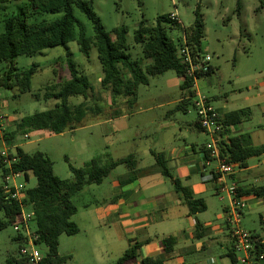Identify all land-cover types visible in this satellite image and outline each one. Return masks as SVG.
Wrapping results in <instances>:
<instances>
[{
  "label": "rangeland",
  "instance_id": "374dc122",
  "mask_svg": "<svg viewBox=\"0 0 264 264\" xmlns=\"http://www.w3.org/2000/svg\"><path fill=\"white\" fill-rule=\"evenodd\" d=\"M86 1L91 2L95 14L108 32L116 27L128 28L127 44L133 59H143V48L134 41V33L140 22L145 21L147 25L154 26L159 16L176 13L181 26L188 27L193 23L198 9L204 20L201 48L204 54L211 56V64L215 66L213 74L198 80V91L212 99L216 106L224 105L226 97L242 99L249 95L248 88L253 83L252 74H260L264 70V0H240V14L239 0ZM25 3L26 0H0V32L4 30L6 18L16 14ZM74 12L83 24L86 35L93 37L92 22L79 8L75 7ZM60 16L61 14L42 17L55 20ZM167 34L177 42L182 37V29H169ZM69 56L75 67L88 76L93 87L87 97L73 96L69 104L75 106L86 103L93 107L98 106L101 113L96 115L90 112L75 130H67L62 134L32 131L29 138H24L23 133L16 135L26 152L32 154L42 151L47 154L54 163V172L58 177L69 180L73 178L70 164L83 167L93 158H99L105 165L129 155H135L140 162L138 169L141 171L137 173L139 176L143 171H151V166L155 164L151 150L156 153H170L175 147L184 149L185 142L196 141L201 145L207 140L203 132L188 127V124H194L197 119L193 102L198 96L192 98L187 111L176 108L181 98L188 94V90H182L176 71L149 76V84L139 85L135 102L130 103L132 97L114 96L111 90L102 87L104 73L96 47L93 46L90 56L86 57L80 52L76 41L46 49L33 56H18L15 66L19 72L36 65L31 90L20 93L17 88L12 90L0 86L2 112L26 116L55 107L58 102L56 99L45 100L43 96L49 85H56L54 90H58L59 84L71 78ZM146 63L143 61L144 66ZM8 68L7 63L0 62V78ZM123 75L126 79L130 78L126 69L123 70ZM240 92L243 94L239 95ZM14 94H17L16 98H13ZM235 104L243 103L237 101ZM170 110L173 113L169 115ZM111 119L113 121L109 122ZM1 151L3 149L0 143ZM129 174L126 165H119L104 185H92L98 191L100 203L94 207L101 206L104 196L102 192L108 187V181L115 176L123 179ZM29 177V181L19 178L17 182L26 189L34 188L37 179L32 173H29ZM83 199L97 200L95 195L92 197L87 193L74 198L79 209L72 220L78 223L81 232L75 235L63 234L60 237V254L73 256L67 264H98L88 243L91 221L85 217L87 209L82 206ZM243 220L244 218L242 223ZM30 224L34 231L35 222ZM23 234L26 233L23 231ZM16 235L13 226L0 232V264H6L10 256H20V245L13 241ZM37 249L42 255L48 252L44 243L38 244ZM111 249L113 253L101 254L106 264L115 262L123 254V251L115 250V245Z\"/></svg>",
  "mask_w": 264,
  "mask_h": 264
},
{
  "label": "trees",
  "instance_id": "16d2710c",
  "mask_svg": "<svg viewBox=\"0 0 264 264\" xmlns=\"http://www.w3.org/2000/svg\"><path fill=\"white\" fill-rule=\"evenodd\" d=\"M77 7L92 22L94 36L88 37L83 24L75 15ZM241 3L238 1V13L240 14ZM61 16L55 20H49L46 15ZM169 29H182L178 20H171L169 15L159 16L154 26H149L145 21L140 22L134 33V41L143 48V59H133L127 44L128 28L116 27L108 32L100 18L95 14L92 4L86 0H26L19 11L6 18L4 30L0 32V62H5L9 68L0 78V86L8 89H19L20 93L31 90L36 65L28 70L19 72L15 66L18 56H33L46 49L66 45L76 41L80 52L86 57L90 56L92 47H96L98 58L102 65L104 77L101 85L104 89L111 90L114 96L132 97L130 103L135 102L136 90L139 85L149 84V76L165 74L170 70L176 71L182 80V90H188L185 98L177 105V110L187 111L192 98L196 95L195 81L186 77V68L177 58V48L180 38L175 42L168 36ZM188 43L195 52H202L201 43L204 35V20L199 10L193 23L184 28ZM68 55H70L68 53ZM69 69L71 78L63 84L49 85L44 94L45 100L56 99L55 107L26 115L15 124L13 137L18 133L27 134L32 131H47L50 134H62L67 130H75L90 112L96 115L101 113V108L80 103L75 106L69 104L73 96L87 97L93 89L86 74L75 67V63L69 56ZM143 61H146L144 66ZM130 73L126 79L123 70ZM213 70V69H212ZM212 72V71H211ZM198 77V79L207 76ZM39 99L38 95H35ZM249 109L232 111L220 116L225 130L229 133V127L240 124L249 116ZM199 122L196 123L199 126ZM264 153V145L253 147L246 135L235 136L229 143H220V156L227 162H242L249 157ZM17 161L13 163L12 170L22 173L26 181H29V173L34 174L37 185L27 189L25 199L21 203L14 199H6L3 187L0 186V232L8 227H15L22 223V209L25 206L34 213L35 232L39 236L38 243H44L48 252L40 264H67L72 259L71 255H60V237L63 234L75 235L79 232V226L72 220L78 208L73 201L74 196L81 192L87 185H100L119 165H126L130 171L127 181L133 180L138 169V160L134 155L112 160L109 164H102L99 158H93L83 167H75L70 164L72 179H62L54 172V163L49 156L42 151L26 153L22 148L16 149ZM156 167L164 176L170 178L174 188L183 199L191 215L206 210L205 201L196 198L192 190L184 186L179 179L173 178L170 169L162 153H154ZM2 178L9 174V169L2 160ZM255 194L264 196V188L253 190ZM20 245V250L25 244V237L21 233L13 238ZM176 243L174 237L162 240L165 252L172 250ZM140 243L131 245L125 253L113 264H131L138 257ZM264 249V248H263ZM165 255L159 257H147L141 264H163ZM233 264L237 260L232 259ZM6 264H28L26 258L10 256Z\"/></svg>",
  "mask_w": 264,
  "mask_h": 264
},
{
  "label": "crops",
  "instance_id": "0c3cea01",
  "mask_svg": "<svg viewBox=\"0 0 264 264\" xmlns=\"http://www.w3.org/2000/svg\"><path fill=\"white\" fill-rule=\"evenodd\" d=\"M212 69L211 74L215 72L214 65ZM211 74L202 78L209 77ZM252 75L253 83L251 88H248L250 94L242 99L226 97L224 105L216 106L212 99L207 97L220 116L236 110H250L249 116L242 123L229 127V133L224 134L222 139L225 144L229 143L232 137L246 135L253 147L264 145V70L260 74ZM180 82L182 84V80ZM198 86L197 81L194 87L196 93H199ZM242 94V92L239 93V95ZM185 96L186 94L180 102ZM16 97L17 94H14L13 98ZM237 101H242L243 104H235ZM172 113V110L168 112L169 115ZM4 114L9 117V120L5 127L0 129V143L3 150L7 148L14 153L18 147L23 149V144L19 143L17 136L13 137L12 134L15 131L16 122L24 116L8 112ZM112 121L113 119L109 120V122ZM197 122L198 117L196 122L188 124V127L203 132L207 136L205 142L201 145L196 141L185 142L184 149L175 147L170 153L162 154L165 156L173 178L179 179L184 186L189 187L196 198H202L205 201L206 210L196 215L189 213L181 195L176 192L172 180L155 167L156 159L153 155L154 151L151 150L155 161L151 171H143L131 181H127L128 176L123 179L119 176L113 177L108 181V187L102 192L104 196L101 199V206L94 207L97 203L100 205L98 191L92 186L95 184L87 185L76 195L81 196L87 193L92 197L95 195L97 199L92 201L83 199L82 206L87 209L85 217L91 221L88 243L95 253L98 264H106L101 254L113 253L111 248L114 245L116 251H123L121 253L124 254L135 243H140V248L138 257L131 264H141L144 258L162 255L166 256L163 264H233L232 259L237 260V254L233 249V239L225 220L231 197L219 191L217 176L214 172L217 162L213 160L210 166L203 169L207 156L205 145L211 138L202 128L196 126ZM25 135L29 136V133L24 134V138ZM139 164L138 160V168ZM235 164L237 166L235 173L227 178V182H234L238 187L239 195L247 201L248 207L244 212L242 226L255 233L264 242V196L253 192L255 189L264 188V153ZM0 169V178H2L1 162ZM211 174L214 176L210 177ZM19 178L24 176L12 179V182L20 184L17 182ZM106 179L98 186L104 185ZM3 185L4 178L0 186L3 187ZM23 187L25 192L27 189L24 185ZM74 203L76 204V201ZM76 206L79 209L77 204ZM26 209L25 207L26 214L32 212L29 209L26 212ZM80 232L79 227L78 233ZM170 236L176 239V243L172 250L166 253L162 240ZM123 254H120L118 258Z\"/></svg>",
  "mask_w": 264,
  "mask_h": 264
},
{
  "label": "built area",
  "instance_id": "2783aa9c",
  "mask_svg": "<svg viewBox=\"0 0 264 264\" xmlns=\"http://www.w3.org/2000/svg\"><path fill=\"white\" fill-rule=\"evenodd\" d=\"M169 18L178 20V15L172 13ZM184 28L177 48V58L186 68V77L194 79L196 83L199 80L198 77L212 71V58L209 54H204L203 51L200 53L194 51L193 47L188 43ZM196 96H198V99L193 102V107L196 110L198 122L202 130L210 135L211 138L205 145L207 156L203 169L210 166L211 161H216L217 166L214 172L217 176L219 191L231 197L225 220L233 239V249L237 254V264H262L264 260V242L255 233L242 226V218L248 207L247 201L239 195L238 187L234 182H227V178L235 173L237 166L234 162H227L220 156V143L224 136L225 127L219 119V113L211 106L209 99L199 93H196ZM8 120L9 117L2 112L0 97V129L5 127ZM28 137V135H25V138ZM17 159L16 152L13 153L7 148L0 152V160L9 169V174L4 177L3 185L6 199H14L21 203L26 197L24 187L21 184L12 182V179L22 176V173L12 170V165ZM213 176L214 174L210 175V177ZM24 208L25 206L22 209V223L14 227L17 233H21L25 237V244L20 250V255L27 259L28 264H40L44 256L37 249L39 236L35 230H31L30 224L34 220V213L26 214ZM23 231L26 233L25 235Z\"/></svg>",
  "mask_w": 264,
  "mask_h": 264
}]
</instances>
